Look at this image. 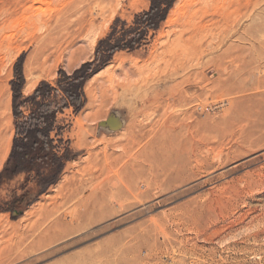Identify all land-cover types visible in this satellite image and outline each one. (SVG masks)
I'll use <instances>...</instances> for the list:
<instances>
[{"label": "rangeland", "instance_id": "obj_1", "mask_svg": "<svg viewBox=\"0 0 264 264\" xmlns=\"http://www.w3.org/2000/svg\"><path fill=\"white\" fill-rule=\"evenodd\" d=\"M149 5L0 0V264H264V0H175L58 114L56 181L5 169L18 59L27 96Z\"/></svg>", "mask_w": 264, "mask_h": 264}, {"label": "trees", "instance_id": "obj_2", "mask_svg": "<svg viewBox=\"0 0 264 264\" xmlns=\"http://www.w3.org/2000/svg\"><path fill=\"white\" fill-rule=\"evenodd\" d=\"M175 0H150L147 9L135 16V25L122 27V32L109 33L100 39L94 58L82 62L68 72L59 69L56 83L42 80L33 92L23 95L25 76L22 57L15 63V77L11 80L12 111L15 136L5 169L10 174L20 172L41 174L43 166L54 167L49 183L57 180L68 156L57 150L52 133L58 132L57 116L64 109H82L87 101L84 86L87 79L99 71L119 49H134L147 39L148 32L163 22ZM114 29V28H113ZM27 106V111L23 106Z\"/></svg>", "mask_w": 264, "mask_h": 264}, {"label": "bare ground", "instance_id": "obj_3", "mask_svg": "<svg viewBox=\"0 0 264 264\" xmlns=\"http://www.w3.org/2000/svg\"><path fill=\"white\" fill-rule=\"evenodd\" d=\"M103 1H106V0H103ZM250 1V0H249ZM253 2V1H252ZM235 6H237V5H235ZM179 7L181 8V5H179ZM233 8V7H232ZM245 8V7H244ZM199 9V8H198ZM237 10H239V9H237L236 8V11ZM229 11V9L227 10V12ZM234 12V11H233ZM227 19V18H226ZM198 34V33H197ZM97 73V72H96ZM95 74V73H94ZM172 94H171V96L173 97V101H176V99L177 98H179L180 97V94H179V90H174L173 92H171ZM162 100H158V99H156L155 100V102H156V106H157V108L159 107V105H161L163 102H161ZM144 102V101H143ZM163 106H164V104H163ZM126 128V127H125ZM128 135V134H127ZM133 136V135H132ZM131 136V137H132ZM126 137V136H125ZM133 138V137H132ZM128 139H130V137L128 138ZM138 140V139H137ZM132 141V140H131ZM130 141V142H131ZM130 144V143H129ZM109 145V144H108ZM133 146V145H132ZM123 148V147H122ZM127 148H129V147H127ZM123 151V150H122ZM127 153V152H126ZM104 154V153H103ZM106 155V154H105ZM104 155V156H105ZM107 156V155H106ZM113 157V156H112ZM133 157V156H132ZM109 158V157H108ZM131 158V157H130ZM130 158H128V160H130ZM134 158V157H133ZM128 162V161H127ZM123 166V165H122ZM127 166V165H126ZM125 166V167H126ZM124 168V167H123ZM68 177V176H67ZM68 180V179H67ZM91 180V179H90ZM79 183V182H78ZM72 186V185H71ZM83 187V183H82V181L79 183V185H77V186H75V188L74 189H76V190H79L80 188H82ZM113 187V186H112ZM115 188V187H114ZM73 189V191L75 192V190ZM82 190V189H81ZM94 191V188L93 189H91V191ZM85 191V190H84ZM105 193V192H104ZM63 194V193H62ZM93 205V204H92ZM79 221V220H78ZM91 221V220H90ZM49 225V224H48ZM1 227V226H0ZM57 232V231H56ZM27 254V253H26Z\"/></svg>", "mask_w": 264, "mask_h": 264}]
</instances>
